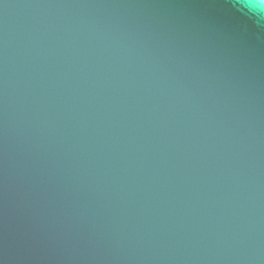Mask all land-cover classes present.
I'll return each instance as SVG.
<instances>
[{
  "label": "water",
  "instance_id": "water-1",
  "mask_svg": "<svg viewBox=\"0 0 264 264\" xmlns=\"http://www.w3.org/2000/svg\"><path fill=\"white\" fill-rule=\"evenodd\" d=\"M0 264H264L247 0H0Z\"/></svg>",
  "mask_w": 264,
  "mask_h": 264
},
{
  "label": "clouds",
  "instance_id": "clouds-1",
  "mask_svg": "<svg viewBox=\"0 0 264 264\" xmlns=\"http://www.w3.org/2000/svg\"><path fill=\"white\" fill-rule=\"evenodd\" d=\"M247 8L256 23L264 26V0H247Z\"/></svg>",
  "mask_w": 264,
  "mask_h": 264
}]
</instances>
